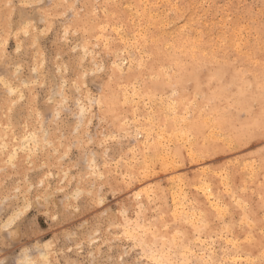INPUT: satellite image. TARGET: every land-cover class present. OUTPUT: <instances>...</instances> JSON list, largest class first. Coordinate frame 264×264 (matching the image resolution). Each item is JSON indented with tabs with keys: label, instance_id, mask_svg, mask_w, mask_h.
Segmentation results:
<instances>
[{
	"label": "rangeland",
	"instance_id": "374dc122",
	"mask_svg": "<svg viewBox=\"0 0 264 264\" xmlns=\"http://www.w3.org/2000/svg\"><path fill=\"white\" fill-rule=\"evenodd\" d=\"M263 67L264 0H0V264H264Z\"/></svg>",
	"mask_w": 264,
	"mask_h": 264
},
{
	"label": "bare ground",
	"instance_id": "6f19581e",
	"mask_svg": "<svg viewBox=\"0 0 264 264\" xmlns=\"http://www.w3.org/2000/svg\"><path fill=\"white\" fill-rule=\"evenodd\" d=\"M109 1V0H108ZM198 1V0H197ZM174 3V2H173ZM128 6V5H127ZM154 7V6H153ZM183 8V7H182ZM183 10V9H182ZM116 15V14H115ZM156 16V15H155ZM144 18V17H143ZM194 22V21H193ZM114 23V22H113ZM122 23H123V21H122ZM189 23V22H188ZM165 26V25H164ZM143 28V27H142ZM173 28V27H172ZM150 29V28H149ZM210 29V28H209ZM182 30H183V28H182ZM205 30V29H204ZM148 31V30H147ZM168 31V30H167ZM206 31V30H205ZM177 33V32H176ZM208 34V33H207ZM214 35V34H213ZM162 36V35H161ZM212 37V36H211ZM211 40V39H210ZM196 41V40H195ZM193 47V46H192ZM184 49V48H183ZM171 52V51H170ZM152 63V62H151ZM264 68V67H263ZM262 72H264V71H262ZM255 77V76H254ZM253 105V104H252ZM252 126V125H251ZM263 161V160H262ZM231 180V179H230ZM263 185V184H262ZM248 193V192H247ZM246 195V194H245ZM252 196V195H251ZM261 197V196H260ZM246 199V198H245ZM213 206V205H212ZM247 212V211H246ZM247 249V248H246ZM253 252V251H252Z\"/></svg>",
	"mask_w": 264,
	"mask_h": 264
}]
</instances>
